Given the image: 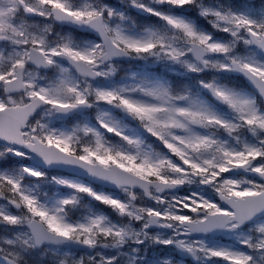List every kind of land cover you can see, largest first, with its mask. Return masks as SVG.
<instances>
[{"label": "snow or ice", "instance_id": "1", "mask_svg": "<svg viewBox=\"0 0 264 264\" xmlns=\"http://www.w3.org/2000/svg\"><path fill=\"white\" fill-rule=\"evenodd\" d=\"M0 264H264V0H0Z\"/></svg>", "mask_w": 264, "mask_h": 264}]
</instances>
